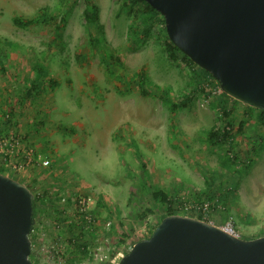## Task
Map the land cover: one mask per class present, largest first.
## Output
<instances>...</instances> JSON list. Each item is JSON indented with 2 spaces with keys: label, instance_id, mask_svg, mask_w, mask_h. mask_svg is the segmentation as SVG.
<instances>
[{
  "label": "rangeland",
  "instance_id": "rangeland-1",
  "mask_svg": "<svg viewBox=\"0 0 264 264\" xmlns=\"http://www.w3.org/2000/svg\"><path fill=\"white\" fill-rule=\"evenodd\" d=\"M92 1L107 42L119 51L123 73L143 70L150 82L176 99L195 89L192 66L183 60L184 54L179 53L176 63L168 61L162 15L151 36L138 41L130 28L141 9L139 3L118 17L125 0ZM73 6L57 42L55 25L64 11L63 0H0V60H5L0 61V131L20 133L52 161L48 168L14 174L38 200L30 234L31 261L118 264L135 243L152 235L171 209L189 216L192 212L185 204L199 198L211 203L208 218L214 223L215 216L220 217V226L232 217L242 239L263 235L264 122L259 110L226 96L216 101L227 103L237 125L248 121V128L237 134L239 162L233 165L228 146L222 150L208 140V130L221 123L212 105L215 101L206 102L198 90L192 107L173 113L169 105L137 89L116 91L114 83L121 74L109 72L105 56L90 46L84 11L92 7L85 0H76ZM45 7L47 23L29 29L15 26V18H33ZM39 59L58 86L22 105L33 64ZM9 108L15 111L12 118L7 116ZM247 158L252 164L245 171L247 163L241 162ZM231 185L238 186V193L225 199ZM159 190L174 200L172 208L153 199L152 193ZM62 196L67 202L61 201ZM82 198L90 201L86 207L94 219L84 227L85 233L93 230L85 237V253L72 244V225L84 226L78 206ZM61 215L66 223L57 222Z\"/></svg>",
  "mask_w": 264,
  "mask_h": 264
},
{
  "label": "water",
  "instance_id": "water-1",
  "mask_svg": "<svg viewBox=\"0 0 264 264\" xmlns=\"http://www.w3.org/2000/svg\"><path fill=\"white\" fill-rule=\"evenodd\" d=\"M169 40L223 92L264 111V0H143ZM34 194L0 173V264H33ZM118 264H264V236L235 237L201 219L169 215Z\"/></svg>",
  "mask_w": 264,
  "mask_h": 264
},
{
  "label": "trees",
  "instance_id": "trees-1",
  "mask_svg": "<svg viewBox=\"0 0 264 264\" xmlns=\"http://www.w3.org/2000/svg\"><path fill=\"white\" fill-rule=\"evenodd\" d=\"M87 7H92V10H85L84 16L87 23V31L90 36V46L93 50L97 51L98 53H102L105 56L106 62L108 63V70L109 72H119L121 75L118 77V79L114 83V88L118 92H122L124 89L126 90H132L137 89L143 96L146 97H153L158 98L165 104L169 105L171 112L175 113L179 109H187L194 105V102L196 100L197 92L198 90H201L202 94L204 93L203 88V80L207 78H213L212 75L205 70L202 69L201 74H198L196 76V79L194 80V83L196 84L195 89H192L190 91H186V93L183 94V97L181 99H176L172 96V94L165 88L150 82L146 72L143 70L133 72V73H123V67L121 64V60L119 57V51L115 47H113L111 44L107 42L106 35H105V28L103 24L100 21L97 7L93 3L92 0H85ZM76 0L69 1V0H63L64 5V11L61 14L59 23L55 25V33L57 37L55 38V41L60 42L61 37L63 35L64 29L68 23L69 14L72 11V8L75 5ZM139 3L141 5V9L137 11V19L133 21V25L130 28V34H136L139 36L138 41L142 40L144 41L146 38L150 37L152 34V30L154 29V26L156 24L157 18L161 16L159 12H157L155 9H153L148 3H146L143 0H125L118 12L117 16H121V14L124 11L132 12L133 6ZM49 9L48 8H42L39 13L33 17V18H20L17 17L14 19V24L18 28H24L29 29L39 24H45L49 20ZM162 22L165 24V20L163 19ZM166 31V28H165ZM165 50L167 52V58L170 63H176L179 60V53L181 52L168 38V35H165V42H164ZM183 60L188 63L189 66H197L194 64L186 55H183ZM2 63H4V59L1 58L0 60ZM4 65V64H3ZM58 86V82L49 76L48 74V68L43 63L42 60H37L33 64V72L31 75V78L29 80L28 88L24 92V99L22 98L21 102L22 105L25 104V102H34L35 100H38L40 98L41 94L46 92L47 90H55ZM229 99H232L231 97L227 96ZM235 103H240L238 101H235ZM242 104V103H241ZM213 107L216 109L217 106L222 108L224 110V119L219 118L221 121L220 125L215 124L208 130V140L209 142L216 148L222 149L225 146L222 141H220V133L222 132V124L226 123L227 126H229L231 129L230 131L226 132V134H241L248 128V121H240L237 125L236 120L232 118V109L227 108V103L224 101H221L218 103V105L212 104ZM244 105V104H242ZM247 108H249L252 111H255L257 109L251 108L247 105H244ZM14 109L9 108L7 112V116L9 118H12L14 115ZM261 113L260 120L264 122V111L259 110ZM12 122V121H8ZM237 125V126H236ZM2 132V131H0ZM264 140V139H263ZM230 161L233 165L236 163H233V161ZM252 162L245 165L244 169L247 171ZM146 164L143 165V173L146 174ZM0 173H3L5 175H8L21 183L25 184V182L19 180L16 178V176L11 173H8L5 168H0ZM29 187V186H28ZM232 191V190H231ZM152 197L154 200L159 201L163 204H166L169 206V208H172L174 203V200L164 191H154L152 193ZM204 198H199V201H203ZM213 198H210L209 201L213 202V205H215ZM37 210H38V200L37 197L34 196L33 200V211H34V218L35 221L37 219ZM178 214L176 210L174 211L171 209L168 213V215H174ZM198 219H202V217H198ZM68 220L66 218L58 217L57 222L58 223H66ZM72 228L74 229V235L72 236V244L74 247H76L79 251H83L86 249L88 242L86 241L85 237L89 233H85L84 227L79 225H72ZM150 237V236H149ZM148 237V238H149Z\"/></svg>",
  "mask_w": 264,
  "mask_h": 264
},
{
  "label": "built area",
  "instance_id": "built-area-1",
  "mask_svg": "<svg viewBox=\"0 0 264 264\" xmlns=\"http://www.w3.org/2000/svg\"><path fill=\"white\" fill-rule=\"evenodd\" d=\"M199 66L190 67V74L193 77V80L196 79L198 75ZM203 88L211 86L208 90L204 91L203 95L205 100L208 103L216 102L222 96H225L220 83L215 78H207L202 82ZM215 104L218 105V102ZM216 112L218 118L224 119V110L217 106ZM230 127L226 123L222 124V132L220 133V141H222L225 147L228 146V151L226 152L233 162L238 164V157L236 153V144L237 136L233 134H226L230 131ZM51 160L48 157L42 156L39 154L38 150L29 144L26 141V137L22 136L20 133H15V131H2L0 132V166L6 169L7 172L18 175L22 174L25 171L32 170L34 168H48L51 165ZM242 164H248L249 159ZM62 202H67L66 196H62ZM90 204V201L82 198L78 201L79 212L81 213L82 221L84 222L83 227H90L94 223L93 215L90 211L87 210V205ZM185 207L188 211H191L192 214L190 217L198 219L202 217L201 220L206 221L212 225H215L212 220L208 217L211 212V203L208 201H198L190 205L185 204ZM81 223V222H80ZM223 230L229 234L241 238L239 233L235 228V222L232 217H229L225 223L220 226ZM34 264V263H33Z\"/></svg>",
  "mask_w": 264,
  "mask_h": 264
},
{
  "label": "crops",
  "instance_id": "crops-1",
  "mask_svg": "<svg viewBox=\"0 0 264 264\" xmlns=\"http://www.w3.org/2000/svg\"><path fill=\"white\" fill-rule=\"evenodd\" d=\"M25 185L26 186H28L26 183H25ZM232 190V191H231ZM237 193H238V186L237 185H231L228 189H227V192L225 193V195H224V198L225 199H229V197L228 196H232V195H237ZM215 218H216V223H214L215 224V226H218V227H220V225L221 224H219V219H220V217H216L215 216ZM237 223V225H238V227L240 228L241 227V224H239L240 223V221L238 222H236ZM261 236H264V234L263 235H260L259 237H261Z\"/></svg>",
  "mask_w": 264,
  "mask_h": 264
}]
</instances>
